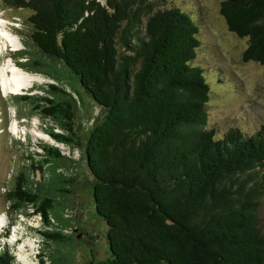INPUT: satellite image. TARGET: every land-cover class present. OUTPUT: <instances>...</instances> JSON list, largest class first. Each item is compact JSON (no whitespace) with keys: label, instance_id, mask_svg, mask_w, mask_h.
<instances>
[{"label":"trees","instance_id":"16d2710c","mask_svg":"<svg viewBox=\"0 0 264 264\" xmlns=\"http://www.w3.org/2000/svg\"><path fill=\"white\" fill-rule=\"evenodd\" d=\"M161 1L0 0L33 12L40 57L27 64L57 82L16 101L81 151L111 255L96 264H264V124L253 136L208 128L211 86L194 64L199 26L180 8L155 10ZM220 12L247 40L244 61L264 67V0H224ZM41 148L43 159L20 166L4 197L12 213L32 208L55 229L42 235L64 247L76 234H63L70 226L58 210L76 208L78 162ZM58 253L51 264H74L73 252ZM14 260L0 245V264Z\"/></svg>","mask_w":264,"mask_h":264},{"label":"rangeland","instance_id":"374dc122","mask_svg":"<svg viewBox=\"0 0 264 264\" xmlns=\"http://www.w3.org/2000/svg\"><path fill=\"white\" fill-rule=\"evenodd\" d=\"M223 1L162 0V6L155 10L177 7L195 17L193 20L200 30L198 35L200 46L194 64L204 69L206 75L204 76L211 86L210 102L207 105L208 128L224 133L231 127H239L245 134L253 136L260 125L264 124V67L253 61H244L247 40L240 39L229 31L220 12ZM32 13L29 9H10L0 3V20L7 23L6 29L18 42L17 47H12V44L8 43L1 44L0 73L7 61H11L10 63L20 71L36 77V80L21 93L5 95L0 86V215H6L5 224L11 226L9 235L15 246L24 252L32 251L37 254L34 262L30 254H26L24 257L28 260L22 258L25 262L20 263L21 259L18 258L17 261L16 257L15 264H42V261L44 264H51L48 256L60 255L58 253L60 251L65 254L73 252L74 264H96L111 255L106 237L107 226L97 215L92 200L93 191L92 187H89L91 176L88 173L81 174L83 170L81 151L54 140L49 134L51 129L57 133L62 131L49 119L41 118L38 112L31 111L32 109L25 103L16 101L19 96H41L43 95L41 88H45L47 84H57L45 75L31 71L27 64L28 61L40 57L31 40V28L27 23V18ZM2 26L3 23L0 24V27ZM3 41L6 40L2 39L1 42ZM16 102L19 105H16ZM79 124L85 127L84 120H79ZM13 126L16 129H13ZM217 134L219 137L222 136ZM44 145L56 146L64 155H70L72 160L78 162L76 167L80 172V175L76 172L72 175L75 183L68 204L76 208L65 212H62L63 209L58 210L59 221L70 226L63 230V234L68 236L76 234V237L64 247L57 246L42 235L46 230L55 229L46 227L32 208L12 213L4 197L20 166H28L31 163L30 157L33 156L35 159H43L37 154H43L41 147ZM263 175L264 168L260 173L261 177ZM259 216L264 230V197L261 199ZM55 221L57 222L56 219ZM4 227L5 225L0 227V230ZM0 243L1 247L5 245L6 248V241ZM10 252L14 253L13 255L18 254L14 249Z\"/></svg>","mask_w":264,"mask_h":264},{"label":"bare ground","instance_id":"6f19581e","mask_svg":"<svg viewBox=\"0 0 264 264\" xmlns=\"http://www.w3.org/2000/svg\"><path fill=\"white\" fill-rule=\"evenodd\" d=\"M3 23V28L0 27V46L3 43V45L12 44V47H17V39L13 34H11L7 29L6 25L7 23L3 20H0V24ZM5 27V28H4ZM2 39H5L6 41L1 42ZM11 61H7L6 65L2 67L1 73H0V86L1 91L3 94L7 95L15 94V93H21L23 90H25L29 85H31L35 80L36 77L31 76L29 74H26L25 72L20 71L19 68H17L13 63H10ZM17 127V126H16ZM13 129H16L15 126L12 127ZM2 218L0 219V227L4 226L6 223V215H0ZM23 259L25 257H22ZM25 260H28L25 258ZM28 263V261H27ZM30 263V262H29ZM32 264V263H30Z\"/></svg>","mask_w":264,"mask_h":264},{"label":"built area","instance_id":"2783aa9c","mask_svg":"<svg viewBox=\"0 0 264 264\" xmlns=\"http://www.w3.org/2000/svg\"><path fill=\"white\" fill-rule=\"evenodd\" d=\"M40 218H41V216L40 215H38ZM42 220V219H41ZM3 227V226H2ZM2 231H4V228H1V230H0V232H2ZM4 241H6V246H8V249H9V247H10V249L9 250H11V249H14L18 254L17 255H14L15 256V258L17 257V261H19V259L18 258H20L21 260L19 261L20 263L22 262V263H24L25 262V260L23 261V259H22V257H24V256H26V254H30V257L32 258L31 260L34 262V260H36V258H37V254L36 253H32V251L30 252H24V250H21V249H19L18 247H16L15 246V242L13 241V239L10 237V236H8L7 238H5V240ZM12 252V251H11ZM32 253V254H31ZM12 254H14V253H12ZM19 256H21V257H19Z\"/></svg>","mask_w":264,"mask_h":264},{"label":"clouds","instance_id":"9594fccd","mask_svg":"<svg viewBox=\"0 0 264 264\" xmlns=\"http://www.w3.org/2000/svg\"><path fill=\"white\" fill-rule=\"evenodd\" d=\"M7 224H5V227H4V231H2V232H0V237H2L3 238V240H5V238H7L8 236H10L9 235V228L11 227V226H9V225H7ZM12 225V224H11ZM8 228V232H6V234H7V236H5V237H3V235L5 234V229H7ZM4 233V234H3ZM6 248L8 249V246H6ZM9 250V249H8ZM10 251V250H9ZM14 256V255H13ZM15 257V256H14Z\"/></svg>","mask_w":264,"mask_h":264}]
</instances>
